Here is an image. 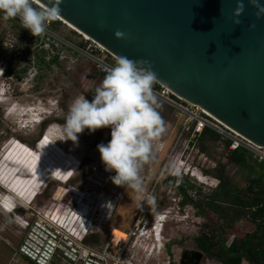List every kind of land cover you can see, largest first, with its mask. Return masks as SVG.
I'll return each mask as SVG.
<instances>
[{
  "label": "rangeland",
  "instance_id": "1",
  "mask_svg": "<svg viewBox=\"0 0 264 264\" xmlns=\"http://www.w3.org/2000/svg\"><path fill=\"white\" fill-rule=\"evenodd\" d=\"M33 6L43 7L34 0ZM49 34L71 45L84 40L58 17L37 36L18 18L0 19V204L16 206L13 213L0 206V264H34L19 253L25 230L16 217L30 218L34 211L54 217L78 240L90 233L100 235V245L125 240L126 251L134 252L140 264H156L169 255L174 260L186 250L204 252L196 241L203 232L215 234L228 247L256 228L249 209L225 226L207 202L219 174L242 194L254 196L258 185L251 182L260 175L258 163L253 158L248 165L229 162L219 142L189 145L185 135L180 138L185 117L159 97L163 131L139 171L142 193L113 184L109 177L114 171L104 170L96 145L108 142L109 127L92 133L85 129L77 134L76 144L59 140L73 99L84 96L90 101L104 75L81 51L70 49L57 61L47 58L61 56L47 47L53 41ZM180 189L194 203H182ZM157 217L164 218L165 238L159 241L154 236ZM132 231L136 233L129 239ZM240 264L250 262L243 259Z\"/></svg>",
  "mask_w": 264,
  "mask_h": 264
},
{
  "label": "water",
  "instance_id": "2",
  "mask_svg": "<svg viewBox=\"0 0 264 264\" xmlns=\"http://www.w3.org/2000/svg\"><path fill=\"white\" fill-rule=\"evenodd\" d=\"M241 2L239 25L236 0H61L57 17L115 58L147 59L174 96L264 148V15Z\"/></svg>",
  "mask_w": 264,
  "mask_h": 264
},
{
  "label": "clouds",
  "instance_id": "3",
  "mask_svg": "<svg viewBox=\"0 0 264 264\" xmlns=\"http://www.w3.org/2000/svg\"><path fill=\"white\" fill-rule=\"evenodd\" d=\"M60 2L47 0V7L37 8L33 6V0H0V19L18 18L23 28L37 36L44 33L47 24L57 17ZM248 3L256 9L257 18L264 15V5L259 0H248ZM243 10L244 4L236 0L232 14L234 25L240 24L239 16ZM124 35L120 30L114 32L116 38ZM103 70L105 75L95 87L91 100L77 96L69 105L59 140L76 144L77 134L85 129L92 133L109 127L108 142L96 145L104 170L114 171L115 174L109 177L113 184L127 185L142 193L139 171L150 158L153 141L163 131L157 110L159 104L153 91L157 77L147 59L133 60L125 56H117L114 64L105 65ZM137 198L141 197L138 195ZM152 201L149 195L147 203ZM12 208L16 209V206Z\"/></svg>",
  "mask_w": 264,
  "mask_h": 264
},
{
  "label": "built area",
  "instance_id": "4",
  "mask_svg": "<svg viewBox=\"0 0 264 264\" xmlns=\"http://www.w3.org/2000/svg\"><path fill=\"white\" fill-rule=\"evenodd\" d=\"M49 36L53 38V41L51 44H47V47L52 53L61 54L59 59L64 57L65 52L68 54L70 49L81 51L102 75H105L103 70L105 65L114 64L115 57L85 35H83V42L73 45L63 38L52 34ZM110 56L112 60L109 59ZM47 58L51 59L52 56L49 55ZM153 91L156 97L165 101L170 108L174 109L175 113L185 117V123L181 126L180 138L185 135L189 145L198 141L204 129L208 127L218 133L219 143L226 151L246 150L256 162L264 166L263 147L221 124L201 107L177 98L157 81L153 84ZM178 175H181V172ZM0 206L9 213H13L15 210L12 206H8L7 201L1 203ZM16 217L17 222L25 230L19 253L34 264H140L137 263L134 252H127L123 243L114 244L111 240L103 245L85 243L83 239H76L54 217L43 212L34 211L30 218H23L19 215ZM134 233L135 231H133ZM157 253L160 254V252ZM156 264H179V262L176 258L172 260L169 255L162 261L158 258ZM202 264L222 263L214 258L205 257Z\"/></svg>",
  "mask_w": 264,
  "mask_h": 264
},
{
  "label": "trees",
  "instance_id": "5",
  "mask_svg": "<svg viewBox=\"0 0 264 264\" xmlns=\"http://www.w3.org/2000/svg\"><path fill=\"white\" fill-rule=\"evenodd\" d=\"M52 58V61L59 59L58 56ZM42 125L45 128L47 122H43ZM198 141L201 144L216 143L220 141V136L213 129L207 127ZM226 144L228 145V142ZM228 156L229 162L234 164L248 165L252 159L246 150L228 151ZM257 166L260 169V175L258 178L252 179L251 182L252 185H258L254 196H248L247 193L242 194L241 190L233 186L226 176L219 174L217 176L219 184L207 202L208 207L225 222V226L233 225L246 212L245 209H249L251 220L256 227L252 232L246 233L240 242L234 240L228 247L224 243L225 240H216L215 234L209 235L203 232L200 237H197V245L204 251L205 256L215 258L222 264H240L243 259H247L250 264H264V166L261 164H257ZM180 190L184 194L182 203H194L193 199L187 195L186 190ZM221 229H224V226ZM82 239L88 244H101V237L97 233L87 234ZM257 245L259 246L256 249Z\"/></svg>",
  "mask_w": 264,
  "mask_h": 264
},
{
  "label": "flooded vegetation",
  "instance_id": "6",
  "mask_svg": "<svg viewBox=\"0 0 264 264\" xmlns=\"http://www.w3.org/2000/svg\"><path fill=\"white\" fill-rule=\"evenodd\" d=\"M131 234H133V231L129 233V239L132 236ZM164 238H165L164 235L161 234V239H164ZM163 245L165 246V243H163ZM196 253L197 252L187 251V250L184 251V252H180V255L178 256V258H176V260L179 262V264H182V263H185V264H202L203 263V260L205 258V255L203 254V252H201L202 253L201 258L200 259H197Z\"/></svg>",
  "mask_w": 264,
  "mask_h": 264
},
{
  "label": "bare ground",
  "instance_id": "7",
  "mask_svg": "<svg viewBox=\"0 0 264 264\" xmlns=\"http://www.w3.org/2000/svg\"><path fill=\"white\" fill-rule=\"evenodd\" d=\"M35 1V0H34ZM179 169H181V164H180V166L178 167ZM196 175V174H195ZM198 178H199V180L201 181V182H204V179L203 178H201V176H198ZM125 214V213H124ZM123 215V214H122ZM118 218V217H117ZM157 223H156V226H155V228H154V236H155V240H157V241H159L160 239H161V231H162V227L164 226V222H163V220H164V218H160V217H157ZM119 221V220H118ZM142 236V235H141ZM117 240H119V241H117V242H113L112 241V239H111V241L113 242V243H117V244H121V243H123L125 240H121L120 241V239H118V238H116ZM135 244V243H134ZM154 245V244H153Z\"/></svg>",
  "mask_w": 264,
  "mask_h": 264
},
{
  "label": "crops",
  "instance_id": "8",
  "mask_svg": "<svg viewBox=\"0 0 264 264\" xmlns=\"http://www.w3.org/2000/svg\"><path fill=\"white\" fill-rule=\"evenodd\" d=\"M255 161V160H254ZM258 163V162H257ZM259 164V163H258Z\"/></svg>",
  "mask_w": 264,
  "mask_h": 264
}]
</instances>
